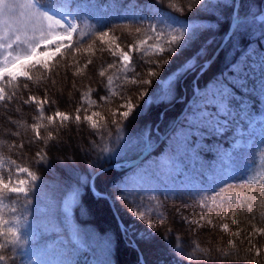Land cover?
Segmentation results:
<instances>
[{
	"label": "rangeland",
	"instance_id": "obj_1",
	"mask_svg": "<svg viewBox=\"0 0 264 264\" xmlns=\"http://www.w3.org/2000/svg\"><path fill=\"white\" fill-rule=\"evenodd\" d=\"M46 1L51 4L44 6L36 0L41 12L60 20L65 29L72 26L75 28L70 41L67 37L60 38L65 41L66 47L71 45L72 38L77 31L82 32L83 35L87 34L92 27L89 14L91 11H96L100 8L99 5H92L91 3L89 5L83 3L80 7H72L71 1L73 0ZM223 1L230 7L232 6L231 14H235L240 0ZM124 5L130 11L131 17L136 20L137 25H113L111 28L109 27L110 29L107 28L96 36L98 40H101L102 33L108 34L101 42H97L96 40L94 45L88 44L85 48L81 47L79 51L74 50L70 53L76 58V64L74 63L69 67L66 72L67 79L64 80V83L60 87L57 86V88L61 89L60 91L64 95V100L68 102L67 99L70 98L73 86L79 85V81L82 80L80 84L86 82L83 74L92 73V75H95L96 65L94 60L96 59L92 57V52H100L99 50L107 47L112 50L113 46L115 49L116 45H119L118 50H126L128 52L130 61L127 66L123 64L121 59L119 60L127 67V70L133 71L136 68L130 64L132 54L135 53L137 58L148 59L145 65L141 62L138 68L145 70L144 74L139 76V72L137 74L138 77L148 79L149 82L147 84L133 85L131 80L137 76L134 73H130V71H124V80L126 83H129L127 88L129 90L137 89L138 93L143 94L141 95L143 100L146 95L154 99L169 96L176 89L177 77L179 80L178 85H180L177 87L181 91V98L184 99V97L186 98L187 95H190L189 97L193 99L188 102L189 107L185 118H183V122L177 123L175 131L167 139L168 146L165 151L151 153L143 160V163L123 173L119 178L116 179L113 173L107 176L106 173L109 170L106 169L103 170L104 172L107 171L106 173L100 171L93 177V174L100 170L99 168L92 172V174H87V178L82 177L77 183L71 185L68 193L60 200L59 205L54 201L51 203V207L45 204L40 205L34 200L20 203L15 199H5V201L0 199V216H3L0 217V236L5 233V236H9L12 241H16L20 245L21 264H104L102 262L103 258L97 259L95 251L89 246L91 245L90 243H93L108 248L109 238L96 241L94 240L95 236L88 238L83 230H80L74 223L70 222L72 225L69 223L72 206L78 199L79 194L83 191L87 192L91 186L96 188L99 176L105 177L106 175L107 177L104 179V182H106L103 185L106 188L112 186L113 189L110 192L108 189L103 191L97 188L102 195H95L93 193V196L103 198L89 203L90 207L88 206V208L90 211H94L96 216L98 215L97 217L101 216L99 214L104 209H108L110 214L109 205L112 201V207L115 210L113 212L119 218L112 217L111 213L110 216L107 215V219L109 218L110 221L116 223L119 237L124 244L134 248L141 264H147L144 255L148 256L150 253H154L156 258L158 257L156 259L158 261L157 264H193L189 261H181L182 259L179 258L182 255L179 252L171 254L170 252L165 253L167 249L165 251L162 249L161 251L159 248L161 244L158 240L150 241L151 244L153 243V250L143 248L137 242V237H149L160 225L162 230L168 229L167 225H165L169 220L168 213L166 219H159L150 215L152 209L157 208L156 206H161L158 204L152 206L153 202H160L157 198L154 200L157 191L166 193L164 199L162 198L163 201L170 205L176 204V213L177 210L178 212L179 210L182 211L180 214L177 213L178 217L172 216V220L177 226L179 222H185L187 227L191 226L189 224H192V228L196 229V233L203 232L206 236L213 238L216 236L218 238L219 236L221 240H218L220 241H227V238L225 239L223 234H221L220 227L222 228L224 223L229 225L228 222H232L233 218L237 220L238 216L241 217L240 215L243 212L236 209H232V211H223V209L221 211H207L201 210V207L196 204L183 202V204L180 203L177 206V203L173 202V196L171 195L176 190H183L185 186L190 185L194 187L195 185L193 182L195 175L192 169L194 167L191 164L194 163L197 169L202 167V162L211 164L208 170L199 172L206 180L212 176L213 172L220 171V166L216 163L217 159L218 161L225 159L230 152L237 150L241 145H245L248 148H255L253 154L255 159L248 162L250 165V173H248L251 178L257 177L259 180H264V109L256 111L254 110L256 107L252 108L251 105L256 97H258L257 104L259 106L263 104L261 99H264V34L258 40L249 41L247 39L246 43L248 44L241 42L229 48V50L227 49V57L218 63L215 73L210 75L204 82L206 85L200 87L203 84V76H201L200 71L205 68L204 64L208 60V57L205 58V51L199 47L210 40L212 32H217L219 27L221 30L228 18L221 19V26L219 24L216 25L213 22L214 20L210 23L204 22L198 26L196 23L182 19L167 10L159 9L153 13L134 4L132 0H125ZM260 9L261 18H264V4H261ZM228 10L230 12V9L226 11ZM21 11L17 10L13 14L12 19L9 20V23L13 24V26H16L19 19H23L20 15ZM81 14L84 15L79 18ZM258 20H260L259 17ZM195 27L196 29H194ZM2 29L3 23H0V31ZM257 31L258 29L255 30V32ZM180 32H183L182 39L168 49V41L171 40L172 36L178 35ZM135 35L141 36L134 37ZM141 40L144 41L143 44H141ZM157 47L165 48L161 56L156 51ZM214 47H209V49L212 50ZM26 51L27 49L21 46L15 48L14 54L24 56ZM2 56L3 52L0 50V67H2ZM196 58L199 64L182 74V68L187 66L191 61H196ZM32 59V57H28L23 61L29 66L30 70L34 68L31 67ZM163 59H167V63H162ZM88 60H92L93 63L89 65L87 63ZM150 60H154L156 63L153 64ZM237 65H242L243 70L240 72L235 71V66ZM85 70L87 71L86 73H84ZM149 70L155 71L157 74L149 77L147 75ZM6 79L7 77L0 78V88H2ZM88 79L92 82L91 78ZM64 84L66 85L63 86ZM224 88L228 89L227 93L224 92ZM210 92L212 93V98H215L216 95V102L221 100V103L224 105L223 111L220 108V104L205 103L209 98ZM125 97L131 103L132 109L137 105L139 96L136 100L131 92L130 95L127 93L125 96L114 98L115 101L108 105L114 110L118 108L117 113L119 114L115 115L117 118H120V114L122 115L123 111L126 110L124 107L126 102ZM182 111L183 108L179 109L180 113ZM58 112L61 113V111ZM82 113H84V116H91V122L97 125V120L103 123L107 122L103 116L98 119L97 115H94L92 111L89 115L86 111ZM64 114L68 119L71 117L70 114ZM75 115L80 114L76 112ZM59 118L62 119L61 117ZM121 118L124 117L122 116ZM146 129H144L145 132H147ZM152 133H155L157 137L162 135L161 130L157 127V123L152 128ZM136 134L129 137L120 131L117 135L118 137H115L114 143L118 139L115 146L109 149L108 152L107 150L104 151V155L110 153L113 157H117L125 154L129 144L135 143L134 145H137L138 138ZM209 135H213L212 138H205V136ZM141 143L143 142L141 141ZM131 147L132 145L129 146V148ZM214 153L216 155L215 159L213 158ZM183 156H189L190 162L185 164L182 159ZM21 168H26L28 171L21 172ZM0 180L4 183H9L10 187H24L25 191L22 194L25 196L30 194L31 189L35 190V186L40 181L28 167L1 156ZM21 181L24 182L22 185H20ZM249 190L253 192L259 190V187L250 188ZM212 196V194H208L206 201H210ZM52 206H55L56 210ZM66 209L70 211H66ZM45 212L49 214L50 218L45 216ZM233 212H235V217L231 218ZM54 213L57 214L54 215ZM225 213H227V216H225ZM57 215L61 218V221L57 220ZM213 218L222 224H215V221H212ZM119 220H121L122 225H120ZM209 221L210 223H214V225H208ZM96 222V224H100L97 227H100L102 230L105 228L103 223L97 220ZM63 223L67 225V228H65L69 231L67 234H64L66 230L64 228L61 229L59 225ZM180 225L184 226L183 223H180ZM182 226H180L181 229ZM187 227L185 225L183 229L186 230ZM9 229H11V232L8 231ZM161 234L163 233L160 232ZM244 249L247 248L244 247L242 249L243 252ZM261 249L262 247L260 246ZM102 255L104 256V254ZM12 256L14 254H11ZM129 256L132 258V255ZM5 257L8 256L5 255ZM7 262H10V258H7ZM237 262L239 264H246L243 260H236V263L232 264H238Z\"/></svg>",
	"mask_w": 264,
	"mask_h": 264
},
{
	"label": "trees",
	"instance_id": "obj_2",
	"mask_svg": "<svg viewBox=\"0 0 264 264\" xmlns=\"http://www.w3.org/2000/svg\"><path fill=\"white\" fill-rule=\"evenodd\" d=\"M74 1L78 3L84 0ZM89 1L92 2V0ZM93 1L105 2L109 6L106 10L102 9L98 13L92 14L90 21L92 27L87 34L83 35L79 31L75 33L71 43L72 50L70 52L65 51L63 56H58L54 61L50 62L53 69L51 72L34 67L29 72L32 80H26L20 76L16 81L8 83L7 78L2 85V87L7 86L5 95L11 98L7 101H0V156L5 157L7 160L12 159L13 162L28 167L40 180L39 184L35 186V190L31 189L30 194L27 196L22 193H11L0 188V199L4 201L5 199H15L17 202L24 203L27 200H34L40 205L45 204L50 207L51 203L55 201L59 205L60 200L68 193L71 185L77 183L80 178H87V174H92L95 170L108 164L133 158L141 152L138 151L139 149L141 150L144 146L154 143L158 139L157 135L152 133L155 123H157L161 133L166 132L176 119V116L179 115V109L184 108L190 99V95H187L184 99L181 98L177 77L176 89L169 96L154 99L146 95L143 100L141 96L143 94L138 93L137 89L129 90L127 88L129 83L124 80V71L127 70V67L107 47L99 50L100 52H92V57L96 59L94 60L96 65L95 75H92V73L83 74L86 82L80 84L82 80L79 81V85L73 86L70 98L67 99L68 102L64 100V95L57 86L60 87L64 83V80L67 79L66 72L75 63L76 58L70 53L81 47L85 48L88 44L94 45L96 40L101 42L96 36L107 28L110 29L113 25H137L136 20L131 17L130 11L125 8V0ZM132 2L153 13L159 9L173 12L180 18L190 20L198 26L204 22L210 23L213 20L216 25L219 24L221 26V19L227 17L228 20L224 22L221 30L219 27L217 32H212L210 40L199 47L205 51L204 56L205 58L208 57V59L220 45L233 16L231 14L232 6L230 7L223 0H132ZM261 4H264V0L239 1L236 12V17L239 21L229 34L217 56L204 70L200 71L201 76H203V84L200 87L206 85L204 82L210 75L215 73L218 63L227 57V49L229 50V48L241 42L246 43L247 39L249 41L258 40L264 34V18L258 20L255 17L261 11ZM170 5H175V7H170ZM177 8H181V10L178 11ZM227 9H230V12L229 10L226 11ZM256 29H258L257 32H255ZM137 36L141 35H135L134 37ZM213 46L215 47L210 50L209 47ZM131 57L132 61L130 64L136 68L133 71L127 70V72L130 71L136 76L138 72V76L144 74L145 70L138 68L141 62L145 65L148 59L137 58L135 53ZM198 62L196 58V61L188 63L187 66L182 68V74L199 64ZM109 65H115L116 67L109 68ZM141 68L143 69V67ZM101 70L105 71V76L103 77L99 75ZM86 72L85 70L84 73ZM109 75L112 77L111 83L107 79ZM88 78H91L92 82ZM130 92L135 96L136 100L139 96L140 99L138 98L137 105L131 109L127 117L121 114L120 118L115 117V115H118L116 114L118 108L115 111L108 104H112L115 101L114 98L125 96L127 93L130 95ZM30 95L35 96L36 101L44 102L42 106L34 102L24 104L23 101L27 100ZM41 107L43 108L42 111ZM58 111L70 114L71 117L66 121L62 120L57 115ZM84 111L88 115L92 111L94 115H97L98 119L103 116L107 122L103 123L97 120L98 125L95 124L96 127H93V123L90 121V124L89 120L86 119L88 116H84V113H82ZM76 112L80 115L74 116ZM185 114L178 121L179 124L183 122ZM122 116L124 118H121ZM49 117L53 119H49ZM147 127L148 129H146ZM176 127H174L172 132L175 131ZM37 130L39 135H37ZM120 131L129 137L137 133V145H134L135 143L129 144L132 147L129 148L128 146L126 148L127 152L117 157H113L110 153H106L107 156L104 155V151L107 150L108 152L109 149L115 146L118 139H116L115 143L114 140ZM170 134L151 153L164 152L168 146L167 139L171 137ZM212 136H205V138L210 139ZM254 149L240 146L229 155L230 161L225 162L223 159L218 161L217 159L216 163L220 166H218L219 170L223 169L224 165L226 167L230 165L231 168L221 172H213L212 176L206 180L199 172L208 170L211 164L202 162L200 169H197L194 163L191 164L194 167L192 168L195 175L194 187L188 186L183 190L178 189L171 195L173 196V202L177 203V206L180 203L188 202L200 206L201 210L221 211L223 209V211H232V209H236L242 211L241 217L237 215L236 224L228 222V232H224L223 228L220 227L221 234H223L225 239L227 238V241H220L219 236L218 238L216 236L215 238L217 239H215L211 236H206L203 232L196 233V229L192 228V224L187 227L185 222H179L177 226L173 222L172 216L178 217L177 213L180 214L182 211L179 210L178 212L177 210L176 213V204L170 205L163 201L166 193L157 191L158 196L156 195L154 200L157 198L160 202H153L152 206L155 204L161 206H156L157 208L152 209L150 215L159 219H166L168 213L169 220L165 224L168 229L162 230L160 225L149 237H137L138 244L143 248L153 250V243L151 244L150 241L158 240L161 244L159 247L161 251L162 249L163 251L167 249L165 253L170 252L171 254L179 252L182 255L179 258L182 259L181 261H189L193 264H232L236 263V260H243L246 264H264V255L255 256L257 247L260 249L261 246V252L264 253V237L252 233L253 227H264V193L260 192V185L257 184V181L264 180H259L257 177L251 178L249 174L250 165L248 162L255 159L253 155ZM183 157L185 164L190 162L189 156ZM213 158H216L215 153ZM143 160L140 163H143ZM138 165L122 169L108 168L106 169L109 170L108 172L106 171L107 173L103 172L107 176L113 173L117 179L120 175L132 168H136ZM238 172L243 174L242 179L234 176ZM106 175L105 177L103 176L104 178L99 176L97 182L95 181L96 189L103 191L108 189L111 192L112 186L106 188L103 185L106 182H104ZM258 187L259 190L253 192L249 190L250 188ZM208 194L213 195L210 201H206ZM100 198L102 199L103 197L93 196L91 188L87 192H81L72 206L69 223L72 222L80 230H83L88 238L95 236L94 240L96 241L109 238L108 248L93 243H90L91 245L89 246L93 248L97 258H103L102 261H105V264H141L134 248L124 244L119 237L116 223L110 221L109 218L107 219V215L110 216L111 213V216L116 218L111 205H109L110 214L108 209H104V211L100 212L99 215L101 216L99 217H97L98 215L96 216L94 211L89 210V203H93ZM233 199L236 201L235 205L232 204ZM52 207L55 208V206ZM45 216L49 217V214L45 212ZM0 217L3 216L1 215ZM57 220L61 221L58 215ZM96 220L103 223L105 226L103 230L97 227L100 224H96ZM212 221H215V224L218 223L214 218ZM180 223H183L184 226L186 225V230L183 229L184 226L180 225ZM218 224L222 223L219 221ZM59 225L64 229L67 228L64 223ZM208 225H214V223H209ZM180 226H182V229ZM65 230L64 232L67 233V229ZM160 232L163 234L160 235ZM235 232H241L242 235L234 236L233 233ZM249 236H251V240H248ZM0 244L6 245L4 249H0V255H6L8 256L6 258H10V262H7V264H21L20 245L16 241H12L9 236H5V233H3L0 236ZM244 247L247 249H244L243 252L242 249ZM10 253L14 254V256L11 257ZM129 255H132V258ZM144 256L147 264L158 263L156 260L158 257L156 258L154 253Z\"/></svg>",
	"mask_w": 264,
	"mask_h": 264
},
{
	"label": "snow or ice",
	"instance_id": "obj_3",
	"mask_svg": "<svg viewBox=\"0 0 264 264\" xmlns=\"http://www.w3.org/2000/svg\"><path fill=\"white\" fill-rule=\"evenodd\" d=\"M170 7H175V5H170ZM17 10H22L20 15L23 19H19L16 26L9 23V20L12 19L13 14ZM177 10H181V8H177ZM0 23H3V30L0 31V50L3 52L2 56V67H0V78H8V83H12L16 81L18 76L24 77L26 80H32V76L29 74L30 68L25 61L28 57H32L31 67H35L37 69H43L46 72H51L52 65L51 61H54L58 56H63L65 51H71V45L66 47L65 41L60 39L61 37H67L68 40H71L72 32L75 30L74 26L71 28H64V25L60 20L54 19L52 16L47 13L41 12L37 6L36 0H0ZM107 33H102L101 40L107 36ZM183 37V32H180L178 35H174L171 37V40L168 41L167 48L170 49L172 45L177 43ZM111 43V41H109ZM144 41L141 40V44ZM15 46V47H14ZM24 46L27 51L24 56L20 54H14L15 48H19ZM119 45H116L115 49H112L113 54L117 55L119 59L122 60L123 64L127 66L130 61V57L126 50H118ZM79 51V49H77ZM156 51L161 56L165 48L157 47ZM158 56V57H159ZM151 63L155 64L156 61L150 60ZM89 65L93 63L92 60H88ZM162 63H167V59H163ZM116 67L115 65H109V68ZM242 65L235 66V71H242ZM79 74V73H78ZM155 71L149 70L147 75L149 77L156 75ZM101 77L105 76V71L101 70L99 72ZM108 82L111 83L112 77L109 75L107 77ZM149 82L148 79H144L142 77H136L131 80L133 85L137 84H147ZM6 87L0 88V101H7L11 97L5 95ZM228 89L224 88V92L227 93ZM125 109L122 113L124 117H127L129 112L132 109V105L127 101L125 97ZM217 98H212V93H209V98L205 101V103L209 104H220V108L223 111L224 105L219 102H216ZM30 102L42 104V101H36L35 96H28L27 100H24V104H28ZM43 108L41 107V111ZM119 114V113H116ZM62 119L67 120L68 117L64 113H57ZM49 119H53L49 117ZM79 119V117H77ZM87 120L91 121L92 117H86ZM93 127H96L95 123H93ZM37 135H39V131L37 130ZM21 172H27L28 169L21 168ZM35 179V177H33ZM24 182L21 181L20 185ZM257 184L260 185V191L264 193V181H257ZM0 188H3L11 193H22L25 191L22 186H12L10 187L9 183H4L0 180ZM232 204L235 205L236 201L233 199ZM66 211H70L66 209ZM227 216V213H225ZM233 217H235V212H233ZM204 219V217H202ZM210 223V221H209ZM233 224H236L237 221L235 218L232 220ZM223 231H229V225L224 223L222 225ZM11 232V229L8 230ZM253 234H257L261 237H264V227H253ZM14 235V234H13ZM234 236L242 235L241 232L233 233ZM248 240H251V236L248 237ZM6 247L5 244H0V249H4ZM251 251V249H249ZM264 255L261 250L257 247L255 249V256L260 257ZM0 264H7V258L4 255H0Z\"/></svg>",
	"mask_w": 264,
	"mask_h": 264
},
{
	"label": "water",
	"instance_id": "obj_4",
	"mask_svg": "<svg viewBox=\"0 0 264 264\" xmlns=\"http://www.w3.org/2000/svg\"><path fill=\"white\" fill-rule=\"evenodd\" d=\"M222 47V45H220L219 47H218V49L214 52V54L212 55V57L210 58V60L209 61H207V63H206V65L207 64H209L212 60H213V58L217 55V53H218V51H219V49ZM159 143V142H158ZM157 143V144H158ZM156 144V145H157ZM156 145H154V147H152V148H150V149H146L141 155H139L137 158H135L134 160H132L131 162H130V164H133V163H136V162H138L148 151H150V150H153L154 148H155V146ZM111 166H114V165H108L107 167H103V168H101L99 171H96L94 174H93V177L96 175V174H98L100 171H102V170H104L105 168H108V167H111ZM97 194L98 195H102V193H100V192H97ZM110 204H111V202H110ZM117 218H119L118 216H116ZM120 221V225H122V222H121V220H119Z\"/></svg>",
	"mask_w": 264,
	"mask_h": 264
}]
</instances>
